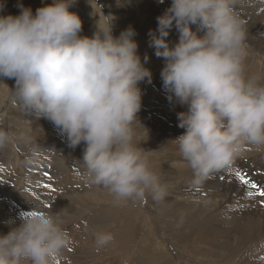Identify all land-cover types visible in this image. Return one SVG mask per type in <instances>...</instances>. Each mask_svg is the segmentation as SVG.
I'll use <instances>...</instances> for the list:
<instances>
[{
  "label": "clouds",
  "instance_id": "clouds-1",
  "mask_svg": "<svg viewBox=\"0 0 264 264\" xmlns=\"http://www.w3.org/2000/svg\"><path fill=\"white\" fill-rule=\"evenodd\" d=\"M74 3L52 0L35 13L18 4V15H0V81L14 80V99L58 128L70 148L83 145L80 163L89 183L116 201L146 195L162 201L165 189L133 143L138 85L152 77L144 66L148 57L141 61L132 27L113 35V19L103 26L97 21L92 36H81L82 21L69 11ZM234 3L172 0L148 33L149 47L164 61L160 75L169 101L187 107L177 114L185 131L173 141L197 183L230 165L245 145L264 150V84L245 75V30ZM173 27L179 38L170 46ZM7 141L0 131V147ZM65 211L28 215L18 226L6 222L0 264H54L70 242ZM111 239L96 237L98 245Z\"/></svg>",
  "mask_w": 264,
  "mask_h": 264
},
{
  "label": "rangeland",
  "instance_id": "rangeland-1",
  "mask_svg": "<svg viewBox=\"0 0 264 264\" xmlns=\"http://www.w3.org/2000/svg\"><path fill=\"white\" fill-rule=\"evenodd\" d=\"M20 1L21 0H0V4H3V9H2V11H0V15H9V14L18 15L19 11H20V9L17 7L18 4H23L25 7H30L33 10V13H35V10L37 8L42 7L45 4H51L52 3V0H34V1L33 0H22L21 2ZM132 1L133 0H130V2H132ZM137 1H139V0H136V2ZM153 1H158V0H153ZM262 1L264 2V0H262ZM70 2H71V0H70ZM125 2H126V0H75V3L70 7L69 11L72 10L71 12L76 13L82 21V32L80 33L81 36H89V37L92 36V34L96 31L97 21L101 24V26L105 25L108 22V20H110V18H111L109 16V14L116 21V27L115 26L112 27V28H114L113 29V35L118 36L121 33V31H123L127 28L125 27V25L122 22L118 21V19H116L114 17V14H112V13L115 11L116 7H118L119 9L125 10L126 9ZM144 2H146V0ZM171 2H172V0H164V3H166L169 7L171 6ZM89 5H91V7L87 8ZM136 8H137L136 10L138 12L137 15L139 18L138 22L140 21L139 24L142 23L145 25V27L142 30H139V31L136 30V33H137L136 38L141 37V35L143 36L142 41L139 42V43H141V46L138 45V54L140 55L142 62H144L145 56L148 57L147 62L144 64V66L146 68L150 69V71L152 73V77H151L150 82L146 79V80L140 82V84L138 85L140 90H141V93H142V102H141V110L137 113V119L138 120L136 122H134L132 125L133 133H134L133 143L135 146H137L141 149L142 155H144V156L152 155L153 157L156 158V161H155L156 165L158 163L159 166H162L161 168L164 167V170H166L167 168H170L171 163L175 164V162L173 160L175 158H176V161L180 160V162L183 163L182 162L183 159L180 158L181 156H180L179 152H177V150H178L176 147L177 145H175L176 143L173 141V138L175 140L176 137L183 134L185 131L184 129L178 127L179 121L177 118V114L182 112L183 110L187 111V107L179 105L178 103H175L174 101L170 102L168 99V93H165L166 90L163 88L162 83H159V81H158L157 77H159L161 74L162 68L164 67V61L162 58H157L155 56L154 50H150L151 47H149V36L147 33L149 31L150 26H151V24H148V23L156 22V20H157L156 16L151 15V13L148 14L147 12L143 11L142 7L139 4H137ZM158 8H160V6H158ZM233 9L237 10L238 13L235 12V15L242 21L243 28H246L248 26L247 20H246L247 15H246V17H244L243 12L246 13L245 11H249V10H246L245 8L243 10L241 7H239L237 5H235V6L233 5ZM130 10L134 11L133 8ZM238 10H240V12ZM107 15H108V18L106 20L105 16H107ZM152 18H153V21H151ZM119 23L123 24V25H120ZM112 24L115 25V22L112 21ZM172 29H171L172 32H175V31L177 32L175 27H173ZM192 29H193V31H196L197 26L192 25ZM259 34H261V32ZM252 38H254L255 40L258 39L257 36H254ZM252 38H251V40H252ZM251 47L252 46L250 44H248L247 42L244 41L245 52H251V50L249 51L247 49V48H251ZM263 64H264V62H263ZM245 75L248 78H257L258 83L264 84V77L252 76V75H249L246 73H245ZM0 87H2V89H3V92L0 94V98L1 97L3 98L5 93H8L10 88L15 87L14 80L5 78L3 81H0ZM3 100H4V98H3ZM164 109H167V111H169V113L167 114V111H164ZM22 112H24V114H22ZM162 114L165 115L166 117H164ZM19 117H21V121L18 124ZM45 121H48V120L43 118V117L37 119L34 115H32L30 113H26L24 111V109L20 106L19 102L16 101L15 99H14L12 105L5 111L4 122L1 123V125H0V131H3L6 133V135L8 136V141L5 144L6 146L5 145L3 146L5 149H3L2 153L0 154V180H1L0 181L1 182L0 183L1 184L0 185V193L4 194L6 190H9L15 194L20 195L22 193H25L26 196L28 195V197H29L28 202H25L24 206H23V208L26 211L32 210V211H37V212H42V213H56L62 209H66V211L63 213L64 227L67 230V232L72 234V237H70V242L68 244L69 246L70 245H76L75 243L77 242V240L73 239V238L76 237V235H77L76 231L78 230V228L83 229L82 233L80 234V236L82 238H84L87 235L91 240L96 239L97 234H99V233H107L108 234V231H105L104 228L103 229H101L100 227L97 228V226L98 225L100 226L102 219L108 215L109 210H111L113 208H117V209L122 210L123 207L127 206L128 204H122L120 202H115V201L111 202V201L103 200L101 202L86 201L85 204H74V207L71 206V203L74 200H77L79 198V196H81L82 193L87 192V193L91 194L92 192L96 191L97 189L102 188V186L91 184L84 178V169L80 163V160H82L83 145L78 146L75 149L70 148L67 144L66 136L62 135L60 132L57 133L56 128H54L52 130L50 128H47V126L45 125ZM144 121H146V122L148 121V124L149 123L150 124L145 125ZM152 123H154V126H152ZM15 126L17 127V129L14 128ZM160 127L165 128L164 131H163V128L161 129ZM155 128L157 130H155ZM154 131H155L156 135L160 134V136L156 137V135L154 134ZM165 133H166V135H165ZM166 136H167V142L165 139ZM62 137H63V139H62ZM168 141H169V143H168ZM171 142H172L173 146H172ZM245 147L247 149H250L249 146H245ZM251 148L256 149L254 146H251ZM256 150H258V149H256ZM258 151H261V154L259 153L260 158L258 157L259 156V154H258L257 159L251 161V160H248V159H250V157H243L242 158L239 155H237V157L239 156L240 159L234 158L235 162L233 161L229 165V167H231L232 165L234 167H238L237 171H240L244 174H247V178L250 179L252 182L257 184L256 180H252V179H254L252 174L258 179V181L264 180V176H263L264 175V163H262V162H264V150L263 151L258 150ZM10 153H12V154H10ZM158 154H159V156H158ZM163 154L166 156H163ZM61 158H62L63 162H62ZM170 159H171V161H170ZM29 160H32L33 162L28 163ZM159 160H160V162H158ZM238 160H239L240 167L238 166V163H237ZM14 162L16 164H14ZM250 162L251 163L253 162V163L251 164ZM160 163H163V164H160ZM184 163H186V162H184ZM241 163L242 164L244 163V164L242 165ZM13 164L15 166H13ZM30 164H32V165H30ZM252 165H253V167H252ZM165 166H166V168H165ZM245 166H246V168H245ZM1 167H3V168H1ZM11 168H13L14 170ZM17 168H18V170H20L19 172H18ZM225 168L218 170V172L217 171L215 172L216 173L215 179L216 180L218 179V181H220L219 177H221V175H220L221 173H223V174L225 173V175L228 174V177L224 175V177H226V179L223 180L222 182L225 185L233 183L232 184L233 187L230 190V194H229L228 198L225 199V201L220 200L222 198H218L217 204L219 207L217 206V208H215V209L211 208L209 210V218L215 217L218 213L222 214L224 212L223 208H226L225 211L230 210L228 208H230V206L233 205L232 199L234 198V196H237V187H235L236 177L232 176L228 172L227 167H225ZM8 169L10 171H8ZM251 171H252V173H251ZM45 172H48L49 175L48 176L44 175ZM249 173H251V174H249ZM22 174H24V175H22ZM165 175L166 174L157 175L159 177V179H161V180L164 179V184H163L164 186L162 185V187L166 189L165 190L166 194L164 197H165V199H167V198L173 199L177 205H181V204H184L185 202H187L188 199H185V198H189V200H190L191 195L189 194V196H187V194H188L187 192H189V188H191V184L196 186V187H199V186L202 187L205 185V183L203 181L197 183L193 180L194 178L189 177V178L184 180V181H186V180L190 179V181H187V183H185L186 185L188 184L187 187L181 188L182 182L180 179H178V178L175 179L176 178L175 177V178H173V180L176 182H168L169 176L167 175L168 177H166ZM3 177L5 179H2ZM12 177H14V178H12ZM19 177L22 180L23 179H25V180L22 181ZM22 177H24V178H22ZM177 177H178V175H177ZM209 178H210V181H212L211 177H209ZM11 179H13V180H11ZM3 180H6V181H3ZM13 181H14L15 185H14ZM166 182H168L169 184ZM192 182H194V183H192ZM30 183H32V184H30ZM45 183L50 184L51 187L49 189H45L43 187V185ZM165 183H166V185H165ZM175 183H176V185L174 186ZM178 183H180V184H178ZM21 184L23 186H21ZM170 184H171V186H170ZM239 184H240V182H239ZM32 185H33V187H32ZM186 185H184V186H186ZM260 186L264 187V185L263 186L260 185ZM29 187H31V188H29ZM174 187L176 188V190ZM52 188L55 189V192H53L51 190ZM218 188H220V187H218ZM248 188H250V186L247 187V189L244 187L242 190L243 191L242 193L245 194V196H247L246 191L248 190ZM32 189H34V190H32ZM180 189L183 191V195H182V191ZM179 192H181V193L179 194ZM185 192L187 194H185ZM2 194H0V196ZM253 196L261 199V197H259L258 193L254 194ZM200 198H202V197H200ZM61 199H63V200H61ZM151 199H152L151 195H146L142 200L137 199V200H134L133 203H130V205L132 206V210L135 209L134 211H136L138 213L137 214V220L138 219H139L138 221L141 220V224H142V229H143L142 233L137 235L138 238H136L138 243H140L142 240H144L146 238H148V239L150 238L149 240H152V238H153L152 241H155L157 243H162V245L164 244L165 245L164 248H166L164 250V252H167L166 255L168 258H170L173 261V264H176V263L177 264H189V263L190 264H210V263L211 264H227L225 262H223V263L220 262L221 259H218V258H210L208 260L204 259L201 261V260H198L196 258L190 257V255L184 254L181 251V249L179 248V246L174 242V240L171 237L170 232L165 227L166 220H167L166 216L164 215V213L160 207L156 208L152 204ZM60 200L62 201L63 204L64 203L67 204L68 208L66 207L67 205H63L62 203H60L61 202ZM231 200H232V202H231ZM188 202L191 203V201H188ZM225 204H227V205L225 206ZM261 208H263V206ZM159 211H161V212H159ZM213 212H214V214L211 215V213H213ZM261 212H263V211H261ZM118 219H120V218L118 217ZM201 219H203V217ZM197 220H199V219H196L194 222L192 221L191 223L193 225L199 223L200 221H197ZM121 221H122V219L119 220V222L117 224H115V227L118 226V224ZM262 222L264 223V213H263V217H262ZM111 223H112V217H111ZM162 226H163V228H162ZM177 226L179 227L180 230L182 229L183 224L181 223V220L177 223ZM161 229H163V230H161ZM187 230H189V229H187ZM149 234L151 235V237ZM90 241H88L84 244V247H86V250H82V251L75 250L74 252H71L69 255L64 254L62 251V253L56 257L57 261H55L54 263L55 264H68L69 263L68 259L71 258L73 260L70 261V264L71 263L77 264L79 262L82 264H84L85 262H86L85 264H107V263H110L107 261L112 260L113 257L119 256V255H116V256L115 255H107L106 253H99L100 249H98V251H95L94 249L90 248V245L88 244ZM94 243L97 244V241L95 240ZM263 244H264L263 241L257 243L254 247H252L250 250H248L246 252V254L250 253L254 250H257ZM81 245L82 244L78 245V247L80 248ZM97 246H100V248L102 247V245H98V244H97ZM106 247H110V246L107 245ZM65 248H67V247H65ZM248 248H246L245 250H247ZM89 249H91L92 252ZM130 250H132V251H130V252L126 251V252L122 253L123 257L121 258V264H134L136 262V260L140 257V255L138 253L135 254V252H136L135 250H133V249H130ZM150 252L153 253V255L157 253V252L154 253L155 250H152ZM238 260H240V259H238ZM179 262H181V263H179ZM183 262H186V263H183Z\"/></svg>",
  "mask_w": 264,
  "mask_h": 264
},
{
  "label": "bare ground",
  "instance_id": "bare-ground-1",
  "mask_svg": "<svg viewBox=\"0 0 264 264\" xmlns=\"http://www.w3.org/2000/svg\"><path fill=\"white\" fill-rule=\"evenodd\" d=\"M144 1L145 0H139V1H137L138 2L137 3L136 0H133L132 2H130V0H126V2H125L126 9L123 11H121V10L120 11H114L112 14H114V17L116 19H118V21L122 22L126 28L132 27L135 31L136 30H138V31L142 30L145 27V25L142 23L139 24L140 21L138 22L139 18L137 15L138 12L136 10L137 4H139L142 7L143 11L147 12L148 14L151 13V15H155L156 18L158 16L162 15L165 12V10L167 8H169V6L166 3L160 4V3H158V1H153V0H146V2H144ZM262 2H263L262 0H235L236 4L234 3V6L237 5V6L241 7L243 10H244V8L246 10H249V11H245L246 13L243 12L244 17H246V15H247L246 20H247V25H248L247 27L245 26L246 28H244V30H245V40L244 41L247 42L248 44H250L252 47L247 48L249 51L251 50V52H245L244 61H243L244 72L246 74H249L252 76H258V77H264V64H263V62H264V58H263L264 57V34H263L264 33V2L263 3ZM158 6H160V8H158ZM132 8L134 9V11L130 10ZM233 10H234V13L237 12V10H235V9H233ZM238 11L240 12V10H238ZM109 16L111 17L110 20L113 19V17L110 14H109ZM113 21L115 22V25L112 24V27L113 26L116 27V21L114 19H113ZM151 21H153V18ZM123 24H120V25H123ZM148 24H151L149 31L155 30L157 28V20H156V22H152V23H148ZM172 30H170L169 36L167 37V40L170 43V46H172L176 42H178V38H179V33L176 31H175L176 33L172 32ZM149 31L147 33H149ZM260 32H261V34H259ZM254 36H257L258 39L255 40L254 38H252ZM134 38H135L136 42L138 43V45L141 46V43H139V42L142 41L143 36L141 35V37H137V38L135 36ZM251 38H252V40H251ZM150 50H154V49L150 48ZM157 78H158L159 83H162L161 75ZM14 85H15V81H14ZM13 88L14 87L10 88L8 93H5V95L3 97L4 100L2 97L0 98V125H1V123L4 122L5 111L12 105V103L14 101V96L11 92V89H13ZM2 92H3V89H2V87H0V94ZM165 93H167V92H165ZM164 111H167V109H164ZM184 111L185 110H183L182 112H184ZM168 113H169V111H167V114ZM22 114H24V112H22ZM163 116L166 117L165 115H163ZM20 121H21V117H19L18 124L20 123ZM144 124L149 125L150 123L148 124V121L147 122L144 121ZM45 125L47 126V128H50L51 130L56 128L50 121H45ZM152 126H154V123H152ZM14 128L17 129L16 126ZM156 128H155V130H157ZM160 128L162 129L163 127H160ZM56 129H57V133L60 132L58 128H56ZM164 129L165 128H163V131H164ZM154 134H155V131H154ZM165 135H166V133H165ZM159 136H160V134L156 135V137H159ZM62 139H63V137H62ZM165 139L167 142V136ZM173 140H174V138H173ZM168 143H169V141H168ZM171 144H172V142H171ZM172 146H173V144H172ZM245 146H249L250 149H247ZM245 146L243 147L241 152L238 154L240 157H242V158L243 157H250V159H248V158L247 159L252 161V160L257 159V155L259 153L261 154V151H258L254 148H251L250 145H245ZM3 149H5V148L0 147V154L2 153ZM177 152H178V150H177ZM10 154H12V153H10ZM164 154H163V156H166ZM260 154L258 156L259 158H260ZM158 156H159V154H158ZM145 157L147 158L151 169L155 172L156 175L166 174L165 175L166 177L169 176L168 182H176L173 180V178H175V177H176L175 179H177V178L180 179L182 182V184H181L182 186L180 185L181 188L187 187L188 184L186 185L185 183H187V181H190V179L184 181L185 179H187L189 177L193 178L192 171L188 167V165L186 163H184L185 161H182L183 163H181L180 160L176 161V158H175V159H173L175 164L171 163L170 168H167L166 170H164V167L161 168L162 166H159L158 163L156 165V163H155L156 158L155 157H153L152 155H148ZM238 157L235 156V159H240V157L239 158ZM62 158H61V160H62ZM170 161H171V159H170ZM233 161H234V159H233ZM62 162H63V160H62ZM158 162H160V160ZM237 163H238V166L240 167L239 160L237 161ZM262 163H264V162H262ZM14 164H16V163L14 162ZM14 164H13V166H15ZM160 164H163V163H160ZM30 165H32V164H30ZM3 167H1V168H3ZM226 167L228 168V172L232 176L235 177V173L237 172L238 167H234L233 165L231 167H229V165ZM252 167H253V165H252ZM165 168H166V166H165ZM245 168H246V166H245ZM11 169H13V168H11ZM17 170H18V168H17ZM8 171H10V170L8 169ZM19 171L20 170H18V172ZM251 173H252V171H251ZM251 173H249V174H251ZM215 174L216 173H213L210 176L212 181H210V178L204 180L203 182L205 183V185L203 184L204 186H202V187H200V186L196 187V186L191 184V188H189V192H187L188 194L185 192V194H187V196H189V194L191 195L190 200H189V198L184 197L185 199H188L187 202H185L184 204L177 205L173 199H171V198L165 199V197L162 201H159V202L155 201L152 198L151 199L152 204L156 208L160 207L161 210L163 211V213L167 219L165 227L170 232L171 237L174 240V242L179 246V248L181 249V251L184 254L190 255V257L196 258V259L201 260V261L204 259L208 260L210 258H218V259H221V261L219 260L220 262H222V263L225 262L227 264H234V263L235 264H264V244L260 248H258L257 250H254V251L246 254V252L248 250H250L252 247H254L257 243H259L261 241L264 242V223L262 222V217H263V213H264V206H263V208H261L262 207L261 199H264V198L259 199V198L254 197L253 195L258 193V191L250 189V188H248L247 191H252V193H253L252 197L245 196V194L242 193L244 186L239 184V181L236 179L235 187H237V196H234L233 199L231 198L233 200V205L230 206V208H228L230 210L227 209L228 211H225L226 208L222 207L224 209V212L222 214L218 213L215 217L209 218V210L211 208L212 209L217 208L218 198H222L220 200L225 201V199L228 198V196L230 194V190L233 187V185H232L233 183L225 185L221 180L220 181H218V179L216 180ZM22 175H24V174H22ZM177 175H178V177H177ZM220 175L224 176L225 173L224 174L221 173ZM225 176L228 177V174ZM252 176L254 178L252 180H256L258 185H262V186L264 185V180L258 181V179L253 174H252ZM12 178H14V177H12ZM22 178H24V177H22ZM2 179H5V178L3 177ZM6 180H3V181H6ZM11 180H13V179H11ZM23 180H25V179H23ZM159 181H160V184L162 186L164 184V179L163 180L159 179ZM168 182H166V183H168ZM13 183H14V181H13ZM166 183H165V185H166ZM180 183H178V184H180ZM192 183H194V182H192ZM30 184H32V183H30ZM14 185H15V183H14ZM175 185H176V183L174 184V186ZM184 185H186V186H184ZM21 186H23V185L21 184ZM170 186H171V184H170ZM32 187H33V185H32ZM218 187H220V188H218ZM29 188H31V187H29ZM32 190H34V189H32ZM175 190H176V188H175ZM180 193L181 192H179V194ZM0 194H2V193H0ZM24 194L25 193H22L19 195V194L13 193L12 191L6 190L5 193L0 196V234H7L8 231L10 230V226L6 222L14 221L15 225L18 226L23 217H26L31 212H33L32 210L26 211L23 208L24 203L28 202V199H29L28 195L26 196V194L25 195ZM182 195H183V191H182ZM200 197H202V198H200ZM61 200H63V199H61ZM103 200L111 201V202H113V201L120 202L122 204H128L127 206L123 207L122 210L117 209V208H113V209L109 210L108 215L102 219L100 226L99 225L97 226V228L98 227H100L101 229L104 228L105 231H108V234H110L112 236L111 241H109L107 244L102 245L103 248L101 247L102 248L101 249L100 246H97V244L94 243L96 239L91 240L87 235L84 238H82L80 236V234L82 233L83 229L78 228V230L76 231L77 235H76V237L73 238V239L77 240V242L75 243L76 245H70V246L67 245V248H64V250H63L64 254L69 255L71 252H74L75 250H79V251L86 250V247H84V244L91 240L88 244L90 245V248L94 249L95 251H98V249H100L99 253H106L107 255H115V256L119 255L118 257H113L112 260L107 261V262H110L107 264H121V258L123 257L122 253H124L126 251L127 252L132 251L130 249L135 250L136 251L135 254L138 253L140 255V257L136 260V262L134 264H173V261L167 257V255H166L167 252H164V250L166 249V248H164L165 247L164 244L162 245V243H157L155 241H152L153 238H152V240H149L150 238L149 239L146 238V239L142 240L140 243L137 242V240H136V238H138L137 235L142 233L143 229H142L141 220L140 221H138L139 219L137 220V214L138 213L136 211H134L135 209L132 210V206L130 205V203H133L134 200L116 201L114 199V197L109 193V191L107 189H105L104 187H102V188H99L96 191L92 192L91 194L87 193V192L82 193L81 196H79V198L77 200L73 201L74 203L73 202L71 203V206L74 207V204H85L86 201L101 202ZM232 200H231V202H232ZM188 201H191V203ZM60 203H62V201ZM63 205H67V204L64 203ZM226 205L227 204H225V206ZM66 207L68 208V205ZM261 211H263V212H261ZM159 212H161V211H159ZM212 214H214V212L211 213V215ZM111 217H112V223H111ZM118 217L120 219H118ZM202 217H203V219H201ZM121 219H122V221L120 222L121 224L119 223L120 225L118 224V226L115 227V224H117L119 222V220H121ZM196 219H199L197 221H200V222L193 225L191 222L192 221L194 222ZM180 220H181V223L183 224V227L181 230L178 227L179 225L177 226V223ZM162 228H163V226H162ZM187 229H189V230H187ZM161 230H163V229H161ZM68 234H69V237H72L71 233L68 232ZM150 237H151V235H150ZM80 244H82V245L79 248L78 245H80ZM107 245H109L110 247H106ZM246 248H248V249L245 250ZM89 250H91V249H89ZM152 250H155L154 253H156V252L157 253L153 255V253L150 252ZM91 252H92V250H91ZM238 259H240V260H238ZM71 260H73V259H71V258L68 259V261H69L68 264H70ZM55 261H57L56 257L54 259V262ZM179 263H181V262H179ZM183 263H186V262H183ZM71 264H73V263H71ZM77 264H82V263L79 262Z\"/></svg>",
  "mask_w": 264,
  "mask_h": 264
},
{
  "label": "snow or ice",
  "instance_id": "snow-or-ice-1",
  "mask_svg": "<svg viewBox=\"0 0 264 264\" xmlns=\"http://www.w3.org/2000/svg\"><path fill=\"white\" fill-rule=\"evenodd\" d=\"M44 175L48 176L49 173H48V172H45ZM235 177H236V179L240 182V184H241L242 186H244L246 189H247V187L250 186L251 189H253V190H257V191H258V195H259V197L264 198V187H261L260 185H258V184H256V183L252 182L251 180H249V179L247 178V174H244V173H242V172H240V171H237V172L235 173ZM49 178H50V177H49ZM219 179H220L221 181H223V180L226 179V177L221 176V177H219ZM43 187H44L45 189H49V188L51 187V185L48 184V183H45V184L43 185ZM51 190H52L53 192H55V189H54V188H52ZM246 195H247L248 197H251V196L253 195V193H252V191H246ZM261 205L264 206V199H261ZM38 214H43V213H42V212L33 211V212H31L29 215H38Z\"/></svg>",
  "mask_w": 264,
  "mask_h": 264
},
{
  "label": "crops",
  "instance_id": "crops-1",
  "mask_svg": "<svg viewBox=\"0 0 264 264\" xmlns=\"http://www.w3.org/2000/svg\"><path fill=\"white\" fill-rule=\"evenodd\" d=\"M21 1H22V0H21ZM21 1H20V2H21ZM33 1H34V0H33ZM89 7H91V5H89L87 8H89ZM120 10L122 11L123 9H119L118 7L115 8V11H120ZM107 16H108V15H107Z\"/></svg>",
  "mask_w": 264,
  "mask_h": 264
}]
</instances>
